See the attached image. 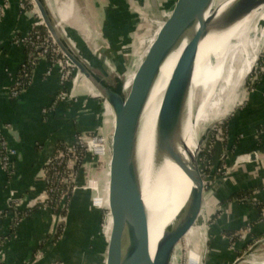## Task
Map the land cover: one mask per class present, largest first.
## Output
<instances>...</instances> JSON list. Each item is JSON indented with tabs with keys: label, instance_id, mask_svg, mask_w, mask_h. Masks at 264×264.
<instances>
[{
	"label": "crops",
	"instance_id": "0c3cea01",
	"mask_svg": "<svg viewBox=\"0 0 264 264\" xmlns=\"http://www.w3.org/2000/svg\"><path fill=\"white\" fill-rule=\"evenodd\" d=\"M3 1H8V10L0 20V129L4 126L14 127L20 135V143L17 144L11 133L6 134L10 145L21 153L17 167L21 178L13 176L11 179H5L0 172V211L6 205L10 183L18 191L19 199L33 205L41 198L44 188L43 177L40 182L37 181L41 173L40 167L50 159L55 146L58 143L73 145L80 135L98 133L102 124L101 101L98 97L89 96L93 95L92 88L88 89V95L82 82L68 87L73 95H77L76 102H61L52 112L42 113L53 105L61 89L58 71L53 69L47 75L50 69L47 62L37 65L31 85L18 100L8 101L9 88L19 66L25 60L24 49L9 44L10 33L15 31L20 36L26 34L32 19L18 9V0H0V3ZM42 1L52 18L65 26L64 29H70L91 57L101 62L102 66L106 65L105 68L109 69L107 62L112 63V60L122 56L121 49L127 47L129 42L128 29L134 28L131 21L135 20L128 6L126 8L129 18L125 17L122 0ZM85 2L91 4L88 13L83 6ZM130 2L132 3L131 0L125 3L131 5ZM128 24L131 28H128ZM113 54L116 55L114 59ZM262 68L255 86L247 93L244 105L232 115V111L224 115L230 116L222 126L223 138L218 143L221 145L219 155L225 152V158L229 157L230 169L212 189L218 208L213 210L211 218L214 220L208 228L211 240L209 253L217 257L230 254L228 247L231 245V238L238 234V253L243 247H248L264 236V64ZM236 96L241 102L244 99L241 95ZM107 110L109 111V108ZM251 155H255L253 161ZM245 156H249L248 161L236 163V157ZM217 158L218 155L215 164L213 163L215 169L224 172L227 166L225 162L219 161L217 164ZM221 166H225V170ZM244 193H248L247 196L237 199L238 195ZM73 200L78 202L77 204L80 200L83 204L82 209L86 217L83 238L85 245H89L93 231L90 195L86 190H78ZM74 205L75 203L72 212L75 210ZM48 221L45 213L38 212L22 223L18 231H15L16 238L3 247V252L0 251V264H28L38 250H44L43 259L38 264H51L66 258L65 255L71 248L63 242L53 247ZM4 223L3 220L0 222V239L7 237V223ZM247 229H250V232L245 238H240L241 233ZM89 251L84 257L86 264L91 262ZM77 252L80 255L83 251L78 249ZM223 261L222 259L221 263Z\"/></svg>",
	"mask_w": 264,
	"mask_h": 264
},
{
	"label": "water",
	"instance_id": "95a60500",
	"mask_svg": "<svg viewBox=\"0 0 264 264\" xmlns=\"http://www.w3.org/2000/svg\"><path fill=\"white\" fill-rule=\"evenodd\" d=\"M129 1L122 0L121 4L127 18L129 16L126 7L129 8L131 5L129 3L127 5L125 2ZM219 1L198 0L187 9L180 11L182 0H175L171 12L158 25L152 37L147 41L142 54H133L132 57L125 59L126 62L123 58L118 57L117 64L112 62L115 68L112 71L91 57L87 49L79 43V39L75 38L73 33H70V29L62 30L65 32L61 34L60 24L52 18L42 0H32L45 30L61 55L91 85L99 94L98 98L101 100V117L103 127L106 130L100 154L103 161L101 175L103 182L101 188L96 183L95 196L91 200L92 242L82 248L84 257L87 251L90 250L91 264H171L177 247L196 226L201 216L205 181L197 162L199 161L198 154L207 134L218 123L212 125L206 131L204 139L200 141L199 149L193 152L189 163L180 165L181 171L193 187L174 222L163 231L153 257L150 256L149 252L148 222H145L142 212L143 201H141L139 156L141 124L146 104L160 69L180 42L188 37L202 18L210 13V21L212 22L206 27L207 32L204 35L200 34V37L193 41L190 46H187L177 61L158 111L159 129L179 114L191 94L195 60L201 40L208 33L228 31L254 11L264 7V0H232L221 13H218L216 8L221 2ZM145 5L152 12L161 10L159 0H145V4L141 5V8ZM215 16L219 17L215 18ZM18 36V32L12 31L8 40L9 44ZM134 71L131 86L127 91H124L126 83ZM7 95L8 101H11L9 92ZM107 108H109V111ZM10 133L13 140L19 144L20 135L18 131L11 127ZM169 141L161 142L159 150H161L162 155L173 159L175 157V141L177 146L178 140L171 135ZM12 148L16 154L13 176L20 179L17 167L21 159V153L18 149ZM254 156L251 155L250 157L252 161ZM226 164L229 168V157L226 158ZM43 166L44 164H42L40 170ZM214 171L215 169L210 172V176H213ZM0 172L7 179V175L1 167ZM106 186L108 189V208L105 206L96 207L93 201L103 197ZM195 187H197L196 191L194 190ZM11 194H15L17 197L19 195L10 183L5 201L6 205L0 212L3 213L7 210ZM74 196L71 199L72 202ZM108 215L111 219V226L109 233L106 235L104 228ZM142 224L145 226L142 227ZM208 228L206 227V229ZM65 234L63 233L61 240L65 237ZM262 241H264L263 237L254 242L249 248L248 254ZM58 245H55V247ZM243 258L235 259L232 264H240Z\"/></svg>",
	"mask_w": 264,
	"mask_h": 264
},
{
	"label": "bare ground",
	"instance_id": "6f19581e",
	"mask_svg": "<svg viewBox=\"0 0 264 264\" xmlns=\"http://www.w3.org/2000/svg\"><path fill=\"white\" fill-rule=\"evenodd\" d=\"M131 1L136 5H144L145 3V0L143 2L142 0ZM197 1L182 0L180 11L187 9ZM231 1L224 0V2L222 1L223 3L220 2L216 8L218 13H221ZM209 15L210 13L196 24L188 37L180 42L176 50L165 61L144 110L139 151L140 180L142 189L141 201H143L142 212L145 222H148V247L151 257L155 253L163 231L174 222L186 202L189 191L193 187L192 183L181 171L180 165L189 163L191 155L199 149L200 141L204 139V135L209 127L221 123L228 117L226 116L223 120L212 119L211 123L204 126L209 116L210 102L215 93L219 91L217 85L219 82L223 84V80L227 79L228 75L232 72V69H230L228 73H225L224 67L226 63L231 61L236 66L238 79L244 82L256 60L257 54H254L255 48H258L260 51V47L264 41V26L260 28L258 25L259 22L264 23V7L254 11L226 32L208 33L201 40L198 47L191 94L186 104L181 108L178 115L159 129L158 111L177 61L187 46H190L193 41L207 32L206 27L212 22ZM217 17L219 16H215V18ZM239 49L241 50V54L237 52ZM74 71L76 77L75 86L84 80L86 83H82V85L85 92L89 95L88 89L92 88L91 85L81 75H78L76 70ZM129 86L130 80L127 81L124 91ZM91 90L93 95L89 96L93 98L99 97V94L93 88ZM235 104L237 105V103ZM171 135L175 136L178 140L177 146L175 141V157L173 159L162 155L161 150H159L160 143L165 141L170 142ZM93 143L98 142L93 141ZM96 151L101 154V149H96ZM197 162L199 164V161ZM95 186V183H91L88 188L96 189ZM196 189L197 187L194 188L195 191ZM106 190L108 191V189ZM96 202L97 199L93 201V204H96L95 206L101 205ZM204 210L205 207L203 206L201 214ZM144 226L142 224V227ZM206 232L207 229L205 227H202L201 231H198L204 240L203 246L207 239ZM259 246L256 248L258 249ZM256 248L247 254L240 261V264H264V252L255 253L257 251Z\"/></svg>",
	"mask_w": 264,
	"mask_h": 264
},
{
	"label": "rangeland",
	"instance_id": "374dc122",
	"mask_svg": "<svg viewBox=\"0 0 264 264\" xmlns=\"http://www.w3.org/2000/svg\"><path fill=\"white\" fill-rule=\"evenodd\" d=\"M174 1L175 0H159L160 5H161V10L158 12L150 11L146 5L141 8V5L136 6V5H134V3L130 2L131 3L130 11H131L133 17L135 18V20L131 21V23H132L131 26L134 28H131L130 24H128V28H131V29H129L130 31L128 30L129 31L128 33L130 34V37H131V38L129 37L128 45H127V47H124L123 49H121V51L123 53L121 58H123L124 61H125V59H128L130 56L132 57L133 54L134 55L135 54H137V55L142 54V52L144 51V49L147 45V41H149V39L152 37L154 31L158 27V24L162 23L164 21L165 17H167V15L171 12L170 10L172 8V4L174 3ZM217 1H219V0H217ZM220 1L222 2L224 0H220ZM3 3H4V1L2 3H0V5ZM26 4L29 6V9H25V11H28L31 9L30 15L29 14H27V15H29L30 17H32V19H35V21H37L36 20V18H38L37 11H36L35 6H33L34 5L33 2L31 5L29 2L24 1V6ZM83 6L86 9V13H88L91 9V4L88 2H85L83 4ZM138 6H140V7H138ZM22 12H24V11H22ZM126 12H127V8H126ZM258 25L260 28H263L264 23L259 22ZM60 27L62 28L60 30L61 34H62V32H65L62 30H67V29H64L65 26L60 25ZM70 33H72V32H70ZM70 45H73V44H70ZM260 48H261L260 51L258 50V48H255L254 54L255 55L257 54L256 60L254 61L252 68L249 70L248 75L246 76L244 82H242V80L238 79V72H237V69L235 68L236 66L233 65L231 63V61H228L226 63V65L224 67L225 73H228V71L230 69H232V72L228 75L227 79L223 80V84H221L219 82V84L217 85V88H219V91H217V93H215L214 97L212 98V100L210 102L211 105L209 108V116H208V118L206 120V124L204 126H207L213 120L225 119L226 116H224V115L230 113L231 111L232 112L230 113V115H232L238 108H240L244 105L245 99L247 97V93L250 92L249 87H251L252 84H255L257 82V78L263 70L262 67L264 64V41H263L262 46ZM258 51H259V53H258ZM237 52H239L241 54L240 49ZM115 56L116 55L113 54L112 59H114ZM244 60H245V57H244ZM112 62H113V64L114 63L117 64L118 60L115 59V60H112ZM105 67H106V65H105ZM107 67L109 68V70L114 71L113 65L110 61L107 62ZM134 73H135V71L133 72V74L130 75V77L128 79V81L130 80V86H131V83L133 80L132 78L134 76ZM78 75H80V74L78 73ZM82 83H86V82L83 80ZM78 84L79 83H77L76 85H78ZM87 85H89V84L87 83ZM241 85H243V86L240 89ZM129 87L126 89L128 90ZM237 94H238V96L241 95L242 97H244L242 102L239 101L238 97L236 96ZM86 96H88V95H86ZM73 97L75 100H77V95L76 96L73 95ZM98 99H100V98H98ZM235 103H237V105ZM223 121H225V120H223ZM223 121L221 123H218V125H216V127H214L207 134V136L204 140L205 142H204V144H203V146H202V148L198 154L199 167H200L201 174L203 175V178L205 181L204 193H203V195H204L203 196L204 197L203 206L204 207L206 206L205 210L201 214L196 226L187 234V236L184 238V240L177 247L171 264H189V260H190V264H198V259H199V264H201V263L202 264H215V263L216 264H218V263L219 264H231L235 259L245 257L248 254L249 248L252 245L251 244L248 247H243L241 249L240 254H238L239 250H237L238 248H236V243L238 242L237 241L234 243L233 246L230 245L228 247L230 254H225V256H222V257L218 256L217 257L215 254L209 253V251H211V249H209L210 242H211V240L209 238V230L207 229V239H206V243L204 246H203L204 240L200 236V233H198V231H201L202 227H205V228L209 227L210 223L214 220V218L213 219L211 218V215L213 213V210L217 209L218 206L215 205L216 201H215V199H213L212 189L215 188L216 185L219 183L218 182L219 179L224 178L226 176V171L219 172L217 169H215V165H214L215 163L209 167L208 173H205V168L208 166L206 165V167H205V164H204L205 160H203L204 156H202L205 151H212L213 148L215 147L214 142H210V139L212 136L214 137L215 142H221V140L223 138L222 137V135H223L222 134V126L224 124ZM105 131L106 130L104 129L103 123H102L101 124V130L98 133L90 134V135L83 134V135H80V137H79L80 141H82V143H83L81 145L84 147L86 146L85 147V149H86L85 154L86 155H85V157H83L81 159V166H80V170H79V173L77 176L76 184H77V186H79L80 190L83 189L89 193L90 204H91L92 198L95 196L94 192L96 191V189L88 188L89 185L91 183H95V184L98 183V185L101 188L102 182H103L102 177H101L102 168H103V161L100 158V154L97 155L96 152L93 150L94 149L93 145H95V146L97 145L100 147L99 149H102ZM93 140H97L98 143L94 144ZM69 146L72 147V145H68V147ZM88 146L91 147L90 150H88ZM56 147L57 146H55V148ZM55 148H54V150H55ZM219 152H220V150L216 154V155H218L217 163L225 157V152L223 154H220V155H219ZM201 156L203 157V159H201ZM222 161H223V163L225 162V164H226V158H225V160H222ZM226 166H227V164H226ZM213 169H215V171H214L215 173L213 174V177L210 178L209 177L210 172ZM227 169H228V166H227ZM227 173H229V171H227ZM42 175L43 174L40 173L39 177L37 178L38 182H40L42 180ZM42 182L44 184L43 180H42ZM44 188H45V186H44ZM44 188H43V191L41 192V194L44 192ZM106 189H107V186H106ZM106 189L104 191L103 197L97 198L96 203H100L101 205L96 206V207L100 208L102 206H105L106 208H108L107 190ZM18 197H19V195H18ZM37 201H35V202H37ZM73 203H75L74 212H72ZM73 203H72V200L69 203L66 219H64V220L60 219L59 222L57 223V224L63 223L62 224L63 225V232L66 233L65 237L62 240L60 239L61 241L60 240L59 241H60V243H62V241H63L64 244L65 243L69 244V247L71 248L70 252L72 253V256L69 258L65 256L66 258H62L63 262L57 261V262H54L51 264H86L85 259H83L84 258V252H82V254L79 255V258H77V256L76 257L73 256L77 253L78 249L82 250L83 246L85 245L83 234L85 232V224H86L85 213L83 212V209H82L83 204L81 203L80 200H79V204H77L78 202H75V201ZM94 205H96V204H94ZM45 214H46V212H45ZM46 215L49 218V215L48 214H46ZM69 215H70V217H68ZM11 216L4 219V222H5L4 224L7 223L6 230H5L6 231L5 234L7 235V237H5V235H3V236L6 239L7 238L8 239L7 240L6 239H0L1 240V244H0V251L1 252H3V250H2L3 247H5V245L9 241L11 242L16 238L17 232L15 233V231L13 232L14 229L8 228V226L12 224L11 219H9V218H11ZM209 218H211V219H209ZM25 222H27V221H25ZM48 223H49V227H50V225H51L50 221H48ZM20 225L16 228L17 231L20 228ZM110 226H111V219H110V216L108 215V217L106 219V225L104 228V232L106 235L110 231ZM51 231H52V228H49V235H52ZM63 232H62V234H63ZM249 232H250V230H249ZM67 234H68V236H67ZM241 235H240V237L245 238L247 233L242 232ZM238 237H239V234H238ZM263 238H264V236H263ZM260 239H262V238H260ZM50 241H51L53 247H55V245H58V243H59V241L57 243H55L52 239H50ZM259 245L260 246L258 249L256 248L257 246L254 247V249L255 248L257 249V251L255 253H263L264 252V241H262ZM202 248H204V249L202 250ZM254 249H252V251ZM202 252H203V258H202ZM73 253H75V254H73ZM43 255H44V250L42 251L41 255L38 256V258L41 257L40 259L37 258L38 260L36 262H34L35 259H32L33 258V256H32V258L28 261V264H38L43 259ZM201 258H202V261H201ZM222 259L224 260L223 263H221ZM90 264H91V262H90Z\"/></svg>",
	"mask_w": 264,
	"mask_h": 264
},
{
	"label": "built area",
	"instance_id": "2783aa9c",
	"mask_svg": "<svg viewBox=\"0 0 264 264\" xmlns=\"http://www.w3.org/2000/svg\"><path fill=\"white\" fill-rule=\"evenodd\" d=\"M24 1L29 2L32 5L31 0H19V9L20 11H24L23 13L26 16H29L31 13V9L25 11V9H29V6L26 4L24 6ZM34 6V5H33ZM34 8V7H33ZM35 9V8H34ZM8 10V2L4 1L3 4L0 5V20L5 15V12ZM29 14V15H27ZM38 18L32 19L29 31L24 35H19L16 37L11 45L13 47H21L25 52V60L19 66L18 73L12 81L11 87L9 88V96L14 101L18 100V98L23 94V92L31 85L33 75L35 73V69L40 62H47L50 66V69L47 72V75L51 73V70L56 69L59 75L60 82V91L54 99L53 105L42 111L43 114H48L54 110L56 105L61 102H76L74 99L73 93L68 89L70 86H74L75 82V71L74 68L70 65V63L61 55L60 51L52 41L50 35L44 28V25L37 13ZM73 80V81H72ZM221 131V130H220ZM10 133V126H4L0 129V167L2 171H4L7 175L8 179H11L14 175L15 168V151L10 146L9 141L7 139L6 134ZM223 134V132H222ZM80 137V136H79ZM77 137L75 143L72 147H68V145L63 144L65 147L62 149L55 148L53 154L51 155L49 161L42 167L41 173L43 174L44 181V192L41 194V198L38 199L34 205L27 203L24 199H19L14 194L10 195V202L8 203V208L3 213L0 212V222L5 218L11 216L10 228L17 231L16 228L25 221L29 220L33 214H28V210L36 209V213L42 212L49 215L50 228H52V238L53 235L57 234L58 228L63 224H57L60 219L64 220L65 217H60L55 214L52 204L58 205L59 208L68 211V205L72 199V197L76 194L78 190H80L79 186H77V176L81 166V158L78 152V147L84 148L81 144L80 138ZM97 142V140H93ZM96 149L100 150L99 146H94ZM93 147V148H94ZM93 149L97 155L99 152L96 149ZM91 147L88 146V150ZM249 156L245 157H236V163L246 162L248 161ZM225 160V157L222 159ZM220 162H223V161ZM242 160V161H241ZM57 166V168L61 169L56 171V169L51 170L49 167ZM223 170H225V166ZM219 169V168H218ZM230 168L225 171H229ZM221 172V170H218ZM17 198V199H16ZM69 201L68 203H66ZM37 207V208H36ZM63 226V225H62ZM250 229H247L244 233H249ZM54 232V233H53ZM63 232V231H62ZM64 233V232H63ZM63 234L59 236V240L61 239ZM242 236V235H241ZM231 238V245H234V238ZM242 238V237H240ZM58 240V241H59ZM58 241H55L57 243ZM231 246V247H232ZM42 251H36V254L33 255L32 259H35L36 262L38 256H40ZM38 258V259H37Z\"/></svg>",
	"mask_w": 264,
	"mask_h": 264
},
{
	"label": "trees",
	"instance_id": "16d2710c",
	"mask_svg": "<svg viewBox=\"0 0 264 264\" xmlns=\"http://www.w3.org/2000/svg\"><path fill=\"white\" fill-rule=\"evenodd\" d=\"M255 86V84H252L251 85V87H249V89H251L252 87H254ZM213 135V134H212ZM210 142H214V148H213V150L212 151H205L204 153H203V155L202 156H204V159H203V157L201 156V159H203V160H205L204 161V164H205V167H206V165L208 166V167H206L205 168V173H208V169H209V167L210 166H212V164L215 162V159H216V154H217V152L220 150V147H221V145L220 144H218L219 142H215L214 141V137L212 136L211 137V139H210ZM57 148L58 149H63L65 146L63 145V143H58L57 144ZM78 152H79V155H80V158L82 159L83 157H85V151H84V148H82V147H78ZM218 164V163H217ZM220 165V164H219ZM51 170H53V169H56V171H59V170H61V169H59V168H57V166H51V167H49ZM246 194H248V193H244V194H240V195H238L239 197L237 198V199H243L245 196H247ZM69 201H67L66 203H68ZM51 207H53V210H54V212H55V214H57L58 216H60L61 218L62 217H65L66 215H67V213H66V210H64V209H61V208H59L58 207V205H56V204H52V206ZM68 207H69V205H68ZM37 208V207H36ZM27 213L28 214H33V213H36V209H34V210H28L27 211ZM62 231H63V226L61 225L59 228H58V230H57V234H55V235H53L52 236V238H50V239H52L54 242L55 241H58L59 240V236H61V234H62ZM233 241L234 242H237V239L236 238H234L233 239ZM0 244H1V240H0ZM73 254H75V253H73ZM238 254H240V253H238ZM66 257L68 256V257H71L72 256V253L71 252H69V253H66V255H65ZM73 256H79V253L77 252L75 255H73ZM216 264V263H215ZM219 264V263H218Z\"/></svg>",
	"mask_w": 264,
	"mask_h": 264
}]
</instances>
